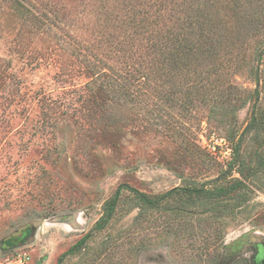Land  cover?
I'll use <instances>...</instances> for the list:
<instances>
[{
    "label": "rangeland",
    "instance_id": "obj_1",
    "mask_svg": "<svg viewBox=\"0 0 264 264\" xmlns=\"http://www.w3.org/2000/svg\"><path fill=\"white\" fill-rule=\"evenodd\" d=\"M31 2L45 10L49 21L34 40L23 19L10 7L4 11L8 1L0 16V264H58L88 233L80 247L86 249L69 254L63 264H235L237 254L251 264L264 261L257 242L264 244V189L255 188L247 208L227 215L221 239L212 244L197 228L203 219L199 214L193 218L194 236L166 230L161 210L136 218L142 209L127 186L151 195L190 181L214 186L218 182L212 181L228 168L232 144L221 138L223 127L217 130L204 120L207 109L200 105L187 118L183 109L164 108L162 115H174L173 123L161 115L152 125L138 115L143 111L112 103L106 95L111 103L96 108L77 46L90 55L107 54L122 3ZM243 52L250 57L251 47ZM259 65L264 75V62ZM249 67L230 70L231 82L246 98L256 88L264 94V79L255 82ZM251 110L247 104L238 112L239 132ZM204 139L216 145V152L205 147ZM232 176L240 177L238 172ZM124 184L114 216L95 228L104 204ZM108 237L112 240L105 243Z\"/></svg>",
    "mask_w": 264,
    "mask_h": 264
},
{
    "label": "trees",
    "instance_id": "obj_2",
    "mask_svg": "<svg viewBox=\"0 0 264 264\" xmlns=\"http://www.w3.org/2000/svg\"><path fill=\"white\" fill-rule=\"evenodd\" d=\"M2 1L0 16L10 7L13 16L23 19L31 40L49 23L45 10L31 0ZM5 1L11 4L5 7ZM118 1L124 12L120 22L114 25L118 30L108 36L109 52L104 55L97 51L90 55L83 51L81 44L77 46L85 63L84 73L89 78L86 87L94 96L96 108L111 103L105 100L106 95L114 100L112 103L121 101L143 111L138 115L152 125L164 108L169 112L183 109L187 118L200 105L207 109L204 114L207 123L214 124L217 130L224 128L221 138L232 144V156L228 168L212 181L218 182L214 186L190 181L185 187L159 195L147 194L126 184L120 186L104 204L103 215L95 228H103L110 222L119 207L122 188L127 186L142 209L137 219L149 214L151 209L161 210L166 230L178 236H194L197 229L193 218L199 214L203 219L197 228L205 233L206 243H215L224 233L227 215L247 208L255 188L264 189V94L256 88L253 97H243L230 80L231 69L239 71L248 65L255 82L264 79L259 65L264 62V0ZM117 20L118 16L114 17ZM60 23L59 18L57 24ZM248 46L251 55L246 58L243 50ZM17 51L21 55L25 52ZM107 58L119 60L121 64L116 66ZM247 104L252 107L249 121L239 132L238 112ZM174 117L168 115L164 120L171 121ZM234 172L240 177L232 176ZM227 175L232 177L225 181L223 178ZM90 235L86 234L62 254L58 264H63L69 254L86 249L80 247ZM111 240L108 237L105 243ZM259 255L264 256L262 246ZM240 256H232L237 258L235 264H251Z\"/></svg>",
    "mask_w": 264,
    "mask_h": 264
},
{
    "label": "built area",
    "instance_id": "obj_3",
    "mask_svg": "<svg viewBox=\"0 0 264 264\" xmlns=\"http://www.w3.org/2000/svg\"><path fill=\"white\" fill-rule=\"evenodd\" d=\"M204 145H205V147L212 153H214V152H216V150H217V147H216V145H213V146H211L205 139H204Z\"/></svg>",
    "mask_w": 264,
    "mask_h": 264
},
{
    "label": "flooded vegetation",
    "instance_id": "obj_4",
    "mask_svg": "<svg viewBox=\"0 0 264 264\" xmlns=\"http://www.w3.org/2000/svg\"><path fill=\"white\" fill-rule=\"evenodd\" d=\"M257 242H258V245H259V246L264 247V244H263V241H262V240H259V241L257 240Z\"/></svg>",
    "mask_w": 264,
    "mask_h": 264
},
{
    "label": "water",
    "instance_id": "obj_5",
    "mask_svg": "<svg viewBox=\"0 0 264 264\" xmlns=\"http://www.w3.org/2000/svg\"><path fill=\"white\" fill-rule=\"evenodd\" d=\"M183 211L188 212V213H193L192 211H188V210H184V209H183Z\"/></svg>",
    "mask_w": 264,
    "mask_h": 264
}]
</instances>
